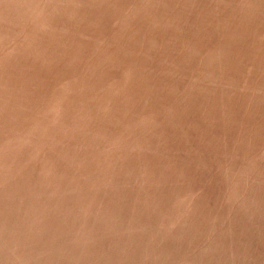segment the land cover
Masks as SVG:
<instances>
[{
  "label": "rangeland",
  "instance_id": "obj_1",
  "mask_svg": "<svg viewBox=\"0 0 264 264\" xmlns=\"http://www.w3.org/2000/svg\"><path fill=\"white\" fill-rule=\"evenodd\" d=\"M0 264H264V0H0Z\"/></svg>",
  "mask_w": 264,
  "mask_h": 264
}]
</instances>
